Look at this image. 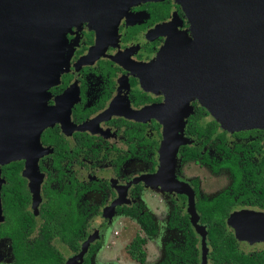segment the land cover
<instances>
[{"label": "flooded vegetation", "instance_id": "obj_1", "mask_svg": "<svg viewBox=\"0 0 264 264\" xmlns=\"http://www.w3.org/2000/svg\"><path fill=\"white\" fill-rule=\"evenodd\" d=\"M90 18L44 91L37 162L1 166L0 264H264V128H225L161 70L168 40L192 36L182 4ZM168 131L181 143L165 173ZM113 220L126 229L109 241Z\"/></svg>", "mask_w": 264, "mask_h": 264}, {"label": "water", "instance_id": "obj_2", "mask_svg": "<svg viewBox=\"0 0 264 264\" xmlns=\"http://www.w3.org/2000/svg\"><path fill=\"white\" fill-rule=\"evenodd\" d=\"M140 1L0 0V173L3 164L25 157L37 162L41 154V132L53 122L44 91L59 79L70 27L96 16L117 25ZM177 1L192 36L168 40L161 70L173 73L187 97L201 99L225 128H264V0ZM168 133L165 173L181 143ZM2 182L0 176V218Z\"/></svg>", "mask_w": 264, "mask_h": 264}, {"label": "rangeland", "instance_id": "obj_3", "mask_svg": "<svg viewBox=\"0 0 264 264\" xmlns=\"http://www.w3.org/2000/svg\"><path fill=\"white\" fill-rule=\"evenodd\" d=\"M186 36V35H185ZM182 38L184 36H181ZM212 114V113H211ZM214 116V115H213ZM120 223L122 222H119V221H116V220H113L110 222V225L109 227L106 228L105 232L107 233V239L110 241V240H113L114 239V231L115 229H118V230H123V229H126V226H124L123 224L120 225ZM133 223L130 222V224ZM121 238H123V235L121 236Z\"/></svg>", "mask_w": 264, "mask_h": 264}, {"label": "trees", "instance_id": "obj_4", "mask_svg": "<svg viewBox=\"0 0 264 264\" xmlns=\"http://www.w3.org/2000/svg\"><path fill=\"white\" fill-rule=\"evenodd\" d=\"M203 110H205V109H203ZM144 222L147 224V225H150V218L149 217H147V218H145L144 219ZM226 232H224L223 230H219V231H212L211 232V236H212V238L213 239H215V238H219V239H231V236H226V234H225ZM38 252H39V249H36V252L34 253V254H30L31 256H37V254H38Z\"/></svg>", "mask_w": 264, "mask_h": 264}, {"label": "bare ground", "instance_id": "obj_5", "mask_svg": "<svg viewBox=\"0 0 264 264\" xmlns=\"http://www.w3.org/2000/svg\"><path fill=\"white\" fill-rule=\"evenodd\" d=\"M161 59V58H160Z\"/></svg>", "mask_w": 264, "mask_h": 264}]
</instances>
